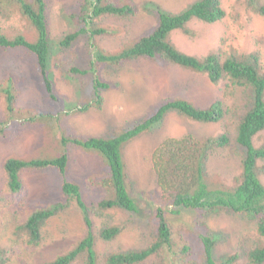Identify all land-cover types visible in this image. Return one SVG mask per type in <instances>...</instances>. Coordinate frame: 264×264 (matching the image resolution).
<instances>
[{
    "label": "trees",
    "instance_id": "1",
    "mask_svg": "<svg viewBox=\"0 0 264 264\" xmlns=\"http://www.w3.org/2000/svg\"><path fill=\"white\" fill-rule=\"evenodd\" d=\"M253 12L264 16V0H242ZM13 5L19 15L32 27L31 39L17 32L9 35L0 26V48L17 51L31 59L44 94L58 102L51 76L50 38L46 0H0V14L8 16ZM147 8L155 16V24L147 32L124 43L115 51H106L98 45L103 35L113 33L101 22L103 17L128 18L135 14L131 0H78L68 12L73 27L58 41L62 50L70 49L79 39L87 47V67L71 60L53 61L61 73L70 77L89 76L90 95L79 105L65 111L58 107L51 111H22L15 107L17 82L20 78L9 74L0 84L4 96L7 120H0V137L15 138L25 125L47 122L59 128L56 147L42 155L20 158L10 156L3 162L5 173L0 192L1 212L10 204L26 208L23 220L14 224L15 243L25 249L38 246L43 238L42 228L47 221L75 206L81 215L84 233L67 251L38 264H138L152 258V264H231L241 256L248 264L264 262V141L254 144V137L264 130V66L258 52L240 53L212 50L202 57L181 51L171 40V32L181 31L187 36L195 33L189 27L191 20L214 23L225 15L221 0H195L178 12H171L152 3ZM149 59L158 65L176 64L185 69L203 73L210 83L224 82L223 94H231L234 86L247 88L251 93L249 107L239 116L234 132L226 127L218 134L197 138L191 133L163 138L151 152V166L159 190L151 227V240L141 248L108 251L102 255L96 249V240L114 239L122 225L102 221L96 227L94 218H103L107 210L134 212L136 205L126 186L124 146L139 135L158 126L168 112L175 111L200 122L220 121L226 112L224 103L216 98L209 105L199 107L184 98H166L146 116L127 124L110 136H77L66 133L59 123L62 113L85 112L91 106L100 108L102 91L110 84L102 78L100 70L106 65L120 66L136 59ZM8 120H12L11 123ZM55 121V123H52ZM54 136L56 134L53 133ZM233 142L238 154L240 171L227 182L207 173V162L218 149ZM96 153L104 167L99 174L86 177L87 188H98L101 195L95 201L84 200L80 185L67 177L71 150ZM25 169L54 170L60 176L59 197L52 202H39L26 207L27 187L21 176ZM195 212L192 226L187 227L197 243L195 248L183 231L186 227L170 218L180 209ZM227 212L246 216L254 221L252 230L238 237V249L232 254L216 258L214 247L217 236L209 231L203 218L211 213ZM14 244V243H12ZM101 256V257H100ZM195 256H197L195 258ZM30 264L14 245H0V264Z\"/></svg>",
    "mask_w": 264,
    "mask_h": 264
},
{
    "label": "rangeland",
    "instance_id": "2",
    "mask_svg": "<svg viewBox=\"0 0 264 264\" xmlns=\"http://www.w3.org/2000/svg\"><path fill=\"white\" fill-rule=\"evenodd\" d=\"M78 0H46L48 9V31L50 38L51 76L59 103L49 101L33 69L31 59L20 56L17 51L0 48V84L9 74L20 78L17 82L15 107L32 112L36 110L62 111L79 105L90 95L89 76L70 77L61 73L53 61L73 59L78 66L87 67V47L83 39L76 41L70 49L62 50L59 39L72 29L73 22L68 16ZM121 1V0H120ZM135 14L128 18L106 16L102 24L113 33L103 35L98 45L106 51H115L124 43L147 32L155 24V16L147 5L155 3L161 8L178 12L195 0H131ZM225 15L214 23L191 20L189 27L193 36H187L179 30L171 32V40L183 52L202 57L212 50L240 53L258 52L264 66V16L250 10L242 0H221ZM0 26L9 35L20 32L33 37V29L19 15L16 8H8V16L0 14ZM102 78L109 88L102 91L103 103L100 108L91 106L85 112L62 113L59 121L66 133L87 136H110L127 124L146 116L155 110L161 100L166 98H184L199 107L209 105L220 98L226 109L224 117L217 122L192 120L175 111L168 112L162 122L151 131L145 132L128 142L123 148L126 171V186L133 198L136 210L125 212L119 209L107 210L103 218H94L95 226L102 221L123 226L122 231L111 240H96V249L100 255L108 251H125L146 246L151 240V227L159 190L151 166V152L165 137L191 133L197 138L213 136L226 127L234 132L239 116L249 107L251 93L247 88L234 86L231 94H223L224 82L210 83L205 74L194 72L176 64H157L149 59H136L123 65H106L100 70ZM5 100L0 92V120L8 118ZM12 120H8L11 123ZM52 123H55L53 121ZM55 136L53 133H55ZM59 128L42 122L25 125L15 138L0 137V192L3 190L5 173L3 162L7 157L29 158L42 155L56 147ZM264 141V130L254 137V144ZM233 142L224 149L214 152L207 162V173L229 182L240 171L239 155L233 150ZM52 150V151H53ZM103 163L94 152H84L73 148L67 177L76 181L87 203L95 201L102 194L98 188H87L85 179L103 171ZM21 176L27 187L26 207L32 208L39 202H52L59 197V174L51 169L22 171ZM26 208L10 204L1 212L2 229L0 245H14L30 264H38L54 258L71 248L84 233L80 211L69 206L51 217L42 228L43 238L40 244L25 249L15 243L14 224L26 215ZM171 219L186 227L185 237L197 248V241L187 227L192 226L195 212L180 209V213L169 215ZM209 231L217 236L214 247L216 258L235 252L241 233L254 227L253 219L227 212L211 213L203 218ZM14 243V244H12ZM101 257V256H100ZM197 256H195L196 258ZM15 264V263H12ZM75 264H81L77 262ZM98 264H103L101 258ZM138 264H152V258ZM231 264H248L244 256ZM261 264H264L261 263Z\"/></svg>",
    "mask_w": 264,
    "mask_h": 264
}]
</instances>
